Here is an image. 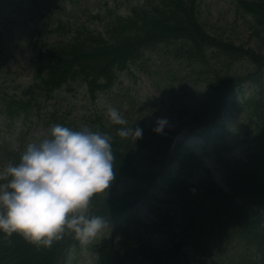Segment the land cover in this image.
I'll return each mask as SVG.
<instances>
[{"label": "clouds", "instance_id": "9594fccd", "mask_svg": "<svg viewBox=\"0 0 264 264\" xmlns=\"http://www.w3.org/2000/svg\"><path fill=\"white\" fill-rule=\"evenodd\" d=\"M106 111L112 123L127 124L117 107ZM165 123L159 120L154 130L161 132ZM117 132L143 134L139 127ZM115 174L109 134L53 125L49 137L27 144L18 163L0 170V232L51 246L72 229L82 243L90 242L107 223L105 217L88 215L90 201L109 188Z\"/></svg>", "mask_w": 264, "mask_h": 264}, {"label": "rangeland", "instance_id": "374dc122", "mask_svg": "<svg viewBox=\"0 0 264 264\" xmlns=\"http://www.w3.org/2000/svg\"><path fill=\"white\" fill-rule=\"evenodd\" d=\"M221 6L223 9L227 8V6L224 3H222ZM20 13H22V9H20ZM24 20L27 22V28L29 27L31 28L30 25H32V23H34L35 21L34 18H25ZM211 22L215 23L212 20ZM220 24H221L220 22H217L218 26ZM16 27L18 26L16 25ZM233 40H235V44H241L244 41V38L238 37V38H234ZM19 44H21V42H19ZM5 54L7 55V58H9L10 52L6 51ZM12 55L14 57H18L17 58L18 61L16 60V62H19V56L23 58V55L19 53L17 54L12 53ZM168 55L169 54L165 51H160L156 54L157 58H160V56L168 57ZM170 59L172 60L171 65H170L171 71L176 72V71L183 70L185 62L183 61L182 58L171 56ZM14 63L15 62L7 61V64H10V66H12ZM147 66L148 65L145 63H139L136 67H133L131 71L139 72L137 73L138 75L136 77L128 76V75L123 76L122 77L123 83L118 87V89L122 94H125V95L127 94L132 97H136L137 100H142V101L147 102L149 105H152V100L150 98L156 96V94L147 85L146 78L140 74L141 70L146 69ZM19 75L20 77L18 76H7L6 77L7 80L13 81V83L11 84L12 88H14V86H21L25 84L26 82H28L30 78V76H27L26 74L19 73ZM16 93L18 94L19 92L16 91ZM11 94H13V92ZM106 100H108V96H101L95 104H92V107L95 108L96 106H100ZM48 107L49 108H60L61 107V110H64V113L62 114H69L71 117H75L78 119L79 117L77 116V112L85 109V106L82 103V98L79 96V93L74 94L72 97H65V98L61 97L60 99H53V101L48 103ZM151 119L153 122H158L161 119L166 120V123H168L169 126L175 132H178L184 129L181 125L180 126L178 125V122L174 117L162 116L161 110L154 111V113L151 115ZM159 243H160V240H157V239H153L150 241V244L152 246L158 245ZM86 262L87 260L80 264H83ZM146 264H152V263H146ZM165 264H179V263L176 259H171Z\"/></svg>", "mask_w": 264, "mask_h": 264}, {"label": "trees", "instance_id": "16d2710c", "mask_svg": "<svg viewBox=\"0 0 264 264\" xmlns=\"http://www.w3.org/2000/svg\"><path fill=\"white\" fill-rule=\"evenodd\" d=\"M158 24H160V21L159 20L150 19L146 23V26H145L146 33L147 34H151L154 37V35H155L156 31H157V28H158ZM192 119L194 121H198L199 116L197 114H194V115H192ZM186 264H188V262Z\"/></svg>", "mask_w": 264, "mask_h": 264}]
</instances>
